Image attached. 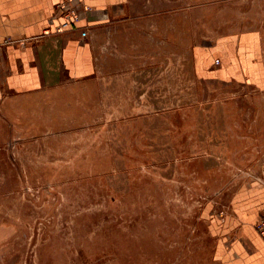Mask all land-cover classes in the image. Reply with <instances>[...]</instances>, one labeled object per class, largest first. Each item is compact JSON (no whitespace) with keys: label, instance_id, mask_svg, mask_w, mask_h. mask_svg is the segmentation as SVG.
<instances>
[{"label":"rangeland","instance_id":"374dc122","mask_svg":"<svg viewBox=\"0 0 264 264\" xmlns=\"http://www.w3.org/2000/svg\"><path fill=\"white\" fill-rule=\"evenodd\" d=\"M152 4L105 30L89 77L2 94L0 264H223L212 224L264 186V80L195 56L245 33L264 50V0Z\"/></svg>","mask_w":264,"mask_h":264},{"label":"crops","instance_id":"0c3cea01","mask_svg":"<svg viewBox=\"0 0 264 264\" xmlns=\"http://www.w3.org/2000/svg\"><path fill=\"white\" fill-rule=\"evenodd\" d=\"M58 2L0 0V98L3 93H34L57 86L63 76L89 77L95 72V46L106 39L105 30L130 25L121 22L140 10L144 11L141 17L155 13L153 4L149 8L153 0H83L89 10L78 27L57 32L51 17ZM225 39L218 47L201 49L204 59L197 53L195 60L201 67L214 77L264 80L259 37L245 33ZM263 214L264 186H250L232 198L226 216L216 217L211 231L223 264H264V240L254 228Z\"/></svg>","mask_w":264,"mask_h":264},{"label":"built area","instance_id":"2783aa9c","mask_svg":"<svg viewBox=\"0 0 264 264\" xmlns=\"http://www.w3.org/2000/svg\"><path fill=\"white\" fill-rule=\"evenodd\" d=\"M89 7L83 0H59L51 17L55 31L73 28L86 16ZM254 228L264 240V214L254 223Z\"/></svg>","mask_w":264,"mask_h":264}]
</instances>
